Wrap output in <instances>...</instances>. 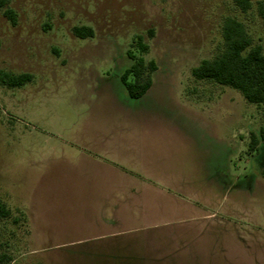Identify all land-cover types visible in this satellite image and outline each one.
Returning <instances> with one entry per match:
<instances>
[{"label": "rangeland", "instance_id": "1", "mask_svg": "<svg viewBox=\"0 0 264 264\" xmlns=\"http://www.w3.org/2000/svg\"><path fill=\"white\" fill-rule=\"evenodd\" d=\"M5 7L14 17L0 8V73L32 78L0 83V200L11 212L0 221V264H264V146L247 152L250 134L264 127V105L190 76L220 48L226 15L264 50L254 9L243 14L232 0ZM78 25L93 37L74 36ZM137 36L156 70L134 100L119 76L131 63L127 51L139 55ZM97 156L163 185L192 173L196 195L183 198L199 213L183 211L177 226L141 228L139 236L109 235L96 226L97 203L126 185V171L106 169ZM150 191L147 210L167 216L172 205Z\"/></svg>", "mask_w": 264, "mask_h": 264}, {"label": "trees", "instance_id": "2", "mask_svg": "<svg viewBox=\"0 0 264 264\" xmlns=\"http://www.w3.org/2000/svg\"><path fill=\"white\" fill-rule=\"evenodd\" d=\"M232 4L245 14L254 9L264 27V0H232ZM6 0H0L3 14L13 19V11L6 8ZM78 38L93 37L90 26L78 25L71 29ZM221 46L211 58H205L190 69V76L196 81L213 82L238 91L243 99L255 105H264V50L260 43H253L244 23L233 15H226L220 27ZM133 46L139 55L127 51L130 65L123 70L119 78L128 98L137 100L145 95L152 84L150 74L156 70L153 60L145 61L143 55L148 45L141 36H137ZM28 73H0V83L7 87H21L31 81ZM264 146V127L257 134L251 133L247 144L249 154ZM256 174H250L251 182ZM10 209L0 200V221L10 217Z\"/></svg>", "mask_w": 264, "mask_h": 264}, {"label": "crops", "instance_id": "3", "mask_svg": "<svg viewBox=\"0 0 264 264\" xmlns=\"http://www.w3.org/2000/svg\"><path fill=\"white\" fill-rule=\"evenodd\" d=\"M99 157L101 166L106 167V169L111 168L115 171V168H120L126 171L123 172L126 185L116 187L112 191V195L102 196L97 203V211L100 213L97 220L101 223L96 226L110 233L109 235L139 236L141 235V228L144 230L162 226H177L178 215L183 211H188L191 216L199 213L200 208L195 206L192 198H183V196L196 195L193 182L195 177L192 173L186 174V177H180L181 181L180 183L177 181V185H163L161 182L147 178L141 173L140 168L137 170L125 169L108 158ZM146 189L151 190L150 193L152 192V195L157 196L158 201L165 200L172 205L169 214H166L167 216L158 218L156 214L152 215L147 210L145 207ZM115 231H118V234H114Z\"/></svg>", "mask_w": 264, "mask_h": 264}]
</instances>
